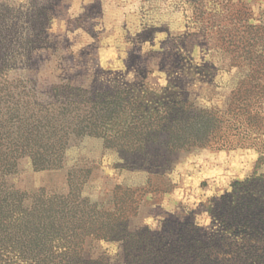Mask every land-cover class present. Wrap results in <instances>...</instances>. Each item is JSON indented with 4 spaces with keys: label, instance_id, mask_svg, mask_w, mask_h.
<instances>
[{
    "label": "rangeland",
    "instance_id": "rangeland-1",
    "mask_svg": "<svg viewBox=\"0 0 264 264\" xmlns=\"http://www.w3.org/2000/svg\"><path fill=\"white\" fill-rule=\"evenodd\" d=\"M259 27L264 0H0V162L15 164L0 179L42 201L73 195L113 209L117 187L143 188L152 177L143 166L150 156L126 150L154 149L164 138L72 137L59 167L36 170L21 151L46 143V116L53 125L62 105L82 96L103 97L78 105L90 116L99 109L107 114L118 109L109 97H122L120 115L107 127L112 134L139 119L133 115L150 116L160 97L226 110L234 88L264 54ZM60 86L66 89L58 95ZM256 148L179 153L163 176H153V191L143 196L130 228L157 229L169 214H192L210 225L211 198L230 191L236 180L264 174ZM121 251L117 241L90 245L91 256L112 262Z\"/></svg>",
    "mask_w": 264,
    "mask_h": 264
},
{
    "label": "trees",
    "instance_id": "trees-1",
    "mask_svg": "<svg viewBox=\"0 0 264 264\" xmlns=\"http://www.w3.org/2000/svg\"><path fill=\"white\" fill-rule=\"evenodd\" d=\"M252 66L250 77L234 88L226 110L195 107L188 97H160L150 116L133 115L139 119L112 134L107 127L119 117L122 97H109L118 109L110 108L107 114L99 109L90 116L79 106L103 97L82 96L62 105L64 112L53 125L46 116L42 134L46 143L38 151H21L32 157L36 170L59 167L72 137L117 139L130 134L164 141L154 149L126 150L150 156L143 166L152 177L143 188L117 187L113 209L73 195L42 201L41 195L19 192L0 179V264H264V174L236 180L230 191L211 198L206 205L208 226L197 223L192 214L184 218L169 214L157 229L132 230L129 225L143 196L153 191V176H163L183 151L257 147L258 162H264V54ZM61 88L66 89L57 87L58 95ZM14 167L13 162H0V173ZM101 240L121 243L117 261L90 255V245Z\"/></svg>",
    "mask_w": 264,
    "mask_h": 264
}]
</instances>
